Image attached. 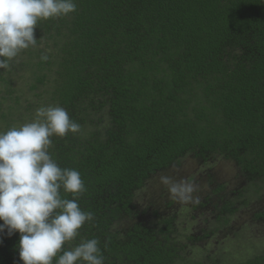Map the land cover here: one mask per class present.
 <instances>
[{"label":"trees","instance_id":"16d2710c","mask_svg":"<svg viewBox=\"0 0 264 264\" xmlns=\"http://www.w3.org/2000/svg\"><path fill=\"white\" fill-rule=\"evenodd\" d=\"M75 2L0 69V99L17 94L0 107V131L48 105L80 124L49 151L81 174L78 202L94 220L80 232L99 239L105 264H227V244L264 224V0ZM187 159L205 170L198 204L170 198L160 178L165 192L152 191ZM217 161L233 166L231 185ZM18 240L0 233V264H22ZM210 240L215 259L192 261ZM229 264H264V251Z\"/></svg>","mask_w":264,"mask_h":264},{"label":"clouds","instance_id":"9594fccd","mask_svg":"<svg viewBox=\"0 0 264 264\" xmlns=\"http://www.w3.org/2000/svg\"><path fill=\"white\" fill-rule=\"evenodd\" d=\"M76 10L75 0H0V69H9L10 61L37 45L39 21ZM80 128L65 108L48 105L37 108L30 122L0 131V233H19L16 247L22 264H105L99 239H87L80 232L94 220L78 202L86 191L81 174L61 168L49 151L53 137L63 138ZM160 182L170 198L199 203L193 181L161 176ZM77 238L74 246L64 247Z\"/></svg>","mask_w":264,"mask_h":264},{"label":"rangeland","instance_id":"374dc122","mask_svg":"<svg viewBox=\"0 0 264 264\" xmlns=\"http://www.w3.org/2000/svg\"><path fill=\"white\" fill-rule=\"evenodd\" d=\"M11 83H13V80H11ZM19 85H20L19 82H15L13 88L17 89V87ZM0 96H1V94H0ZM16 96H17L16 93H10L8 95V97L6 96L8 98V100L3 101L0 99L1 109H4L5 107H8L9 105H13L14 104L13 101L16 100ZM198 170H199V166H197L195 163H193V161L187 159L185 165L183 167H180V169H178V171H176L177 172L176 176L174 177V175H172L171 178L173 179V177H174V179H173L174 181H176V179L179 177H180V179L177 181L188 180V178L191 177L192 175H195L196 179L205 178V176L203 174V171H205V170H201V171H198ZM212 171H215L216 174H218L217 175L218 177H223V178L225 177L224 179L229 181L228 183L230 185L232 184V181L234 180L233 179L234 169H233V166L230 165L229 162L217 161V163L212 167ZM171 174H174V172H172ZM159 178L160 177H156L155 181L152 184L153 186L151 188L152 191L154 190L158 194L165 192L164 188L161 191L162 188H160V186H159ZM188 181H192V180L190 179ZM193 182L197 186V191L201 190V192H203L205 189L208 188L205 181H203V180L199 179V180L193 181ZM165 188H166V190H168L167 186H165ZM197 191L193 194L194 197H198L199 194L197 193ZM184 211H186V210H184ZM183 213L185 215V212H183ZM184 221H185V217L182 219V223H183L182 228L189 226L191 229V228L195 227L193 222H191L189 219H187L186 221L189 222L190 224H188L187 222H184ZM201 222L202 221H200L198 223L199 226L202 225ZM196 226H197V224H196ZM239 235H240L239 238H237L236 240H233L232 242L230 241L231 245L226 243L228 246V247L225 246V248L227 247L226 252L229 254H226V253L223 254L222 253L220 255V257H222L224 262L227 264H229V261H231V263H232L233 261L239 262V261L244 260L245 258L248 259L251 256H253L255 254H259V253L264 251V224H256V225L252 226L251 227V234H250V232L245 231V232L240 233ZM215 241L216 240H210L209 242H207L208 246H207V248H205L208 251L207 253H202L199 250H195V252L198 255L195 252H193L190 255L192 261L193 260L199 261V260L205 259V262H212L211 260L206 259V256H208L210 254L211 259L212 260L215 259V256H216V254H214V251L216 249ZM203 242H205V241H203ZM230 252H232V253H230Z\"/></svg>","mask_w":264,"mask_h":264}]
</instances>
